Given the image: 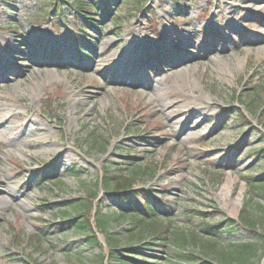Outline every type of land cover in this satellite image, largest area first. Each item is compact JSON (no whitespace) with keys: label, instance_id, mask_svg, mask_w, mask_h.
<instances>
[{"label":"rangeland","instance_id":"374dc122","mask_svg":"<svg viewBox=\"0 0 264 264\" xmlns=\"http://www.w3.org/2000/svg\"><path fill=\"white\" fill-rule=\"evenodd\" d=\"M137 1L0 0V264H107L109 234L138 264L204 259L192 235L219 251L259 238L239 219L264 215V0ZM106 168L190 240L116 220L134 209ZM81 202L113 219L102 248L69 225Z\"/></svg>","mask_w":264,"mask_h":264},{"label":"trees","instance_id":"16d2710c","mask_svg":"<svg viewBox=\"0 0 264 264\" xmlns=\"http://www.w3.org/2000/svg\"><path fill=\"white\" fill-rule=\"evenodd\" d=\"M133 2L138 5L142 4L137 0H132V3ZM72 7L79 12L80 9L82 10V8H84V5L73 4ZM142 9L143 6L140 10ZM110 173V170L107 168L102 173V185L106 190H113L118 197L124 199L127 203H129L128 205L132 207V210L134 209L133 213H119V215H117L116 217V220H118L119 217H130L132 218V224L134 228L141 227L142 231L150 230L154 233V240H156V238L162 241L168 240V245H170V242L173 245H180L187 241V237H181L178 234H171L173 236L168 235L167 226L159 220L158 215L154 211L151 204L147 203L148 205L146 206L149 219H145L144 216L142 217L140 211L136 210L137 206L132 204L133 202L131 201V196L128 192L133 186V179H131V177L123 175L119 179H116V177L112 176ZM89 204L90 203L87 202H81L80 204H76L77 206L75 207V209L76 212L79 213V216L75 218L77 219L82 217V220L79 223H73L72 221H69V225H72L74 227L73 229H75L76 231L88 233V235H86L84 238L88 247H91V249L102 248L99 238L97 237L94 229L98 228L102 232L107 231L108 226L113 221V219H110L109 217L101 214V206L100 209H98L97 211V216L93 217L94 215L89 213L88 211L89 207L87 206H89ZM258 208L260 210L258 211L259 213L264 212V209H262L263 207L259 206ZM246 210L247 211L244 215L243 213H241L239 221L242 226L249 228L250 231H253L254 233H259V238H256V240H253L249 243L230 244L228 247L221 248L219 251L217 249V247H219L217 241H205L204 239L200 238L199 241H197L196 236L192 235V237L190 236V239L192 238L191 240L193 242H201L200 244H202V248L200 250H202L201 254L202 256H204V259H202L200 255H196L194 253H190L188 255L180 253L177 255L180 257L181 260H184L187 264H217L216 262H214V260L212 261L208 258L210 257V253L215 254V261L220 262L219 264H254L252 260L257 257L258 252L261 250L264 252V228L261 227V223L264 221V215H262L260 219L249 214L248 211L250 212V209ZM92 220H94V224ZM207 228L212 229L214 227L208 226ZM261 229L262 231H259ZM105 238L108 251L105 256L99 257V260L101 262L104 263V261H107V264H138L137 261L134 260L135 258H133L132 255L126 254L133 253L135 255V253L137 252V249L135 247L120 248L121 241L119 237L115 235L112 236V234H109ZM149 244L150 243H145L144 246H147ZM161 245H164V243H161Z\"/></svg>","mask_w":264,"mask_h":264},{"label":"bare ground","instance_id":"6f19581e","mask_svg":"<svg viewBox=\"0 0 264 264\" xmlns=\"http://www.w3.org/2000/svg\"><path fill=\"white\" fill-rule=\"evenodd\" d=\"M162 32V37H169V35H173L174 34V32L173 31H170L166 26H162V30H161ZM131 32H134V31H132L131 30ZM182 37V36H181ZM139 43H142V45H144V47L145 48H149L150 46H152V45H155V44H157V42H155V41H153V40H151V39H149V38H147L146 40H144V39H142L141 41H139ZM210 54H214L213 52H210ZM126 57H124L123 58V61H126V60H128V58H129V56L128 55H125ZM171 67H173V66H167V68L169 69H171ZM158 94V93H157ZM158 96H159V94H158ZM171 112L173 113V112H175V114H176V116L178 117V116H180V114H178V110H175V109H173V110H171ZM0 116H4V113L3 112H1V110H0ZM29 127V126H28ZM51 143L52 144H50V145H54L55 143H54V141H51ZM30 145V144H29ZM29 145H27V146H29ZM30 147V146H29ZM52 149H53V147L52 148H49L48 146H46V148L44 147V154L46 153V152H51L52 151ZM25 152L27 153V150H25Z\"/></svg>","mask_w":264,"mask_h":264}]
</instances>
